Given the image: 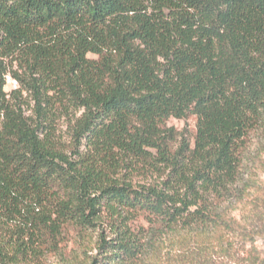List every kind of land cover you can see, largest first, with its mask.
<instances>
[{"label": "trees", "instance_id": "trees-1", "mask_svg": "<svg viewBox=\"0 0 264 264\" xmlns=\"http://www.w3.org/2000/svg\"><path fill=\"white\" fill-rule=\"evenodd\" d=\"M189 117L192 144L166 127ZM259 128L264 0H0V264L70 261L76 244L139 264L154 236L139 218L233 227L220 203L243 197ZM145 170L160 182L134 183Z\"/></svg>", "mask_w": 264, "mask_h": 264}, {"label": "rangeland", "instance_id": "rangeland-1", "mask_svg": "<svg viewBox=\"0 0 264 264\" xmlns=\"http://www.w3.org/2000/svg\"><path fill=\"white\" fill-rule=\"evenodd\" d=\"M93 57V56H90ZM17 85V84H16ZM12 84H7L10 92ZM65 117L57 122V135L66 143L69 132ZM166 127L176 130L192 144L195 134V119H170ZM141 168V167H139ZM140 170V169H138ZM134 183L153 185L160 182L157 173L145 170L132 174ZM236 187L243 189L244 195L237 201L220 203L227 218L236 224L227 228L216 221L196 223L189 227L177 225L173 229L162 226L151 230L144 219L135 221V227H142L147 233H154L152 246L144 252L139 264H264V129L259 128L249 134L241 152V167ZM157 227V226H156ZM107 236V233H105ZM149 236V235H148ZM77 235L73 231L65 233V252L75 247ZM73 260H62L59 256L47 254L34 264H90L91 257H98L97 250L88 244Z\"/></svg>", "mask_w": 264, "mask_h": 264}, {"label": "built area", "instance_id": "built-area-1", "mask_svg": "<svg viewBox=\"0 0 264 264\" xmlns=\"http://www.w3.org/2000/svg\"><path fill=\"white\" fill-rule=\"evenodd\" d=\"M5 79H6V83H7V84H12L14 89L17 87V86H16V82L13 81V80L10 78L9 75H6V76H5Z\"/></svg>", "mask_w": 264, "mask_h": 264}]
</instances>
